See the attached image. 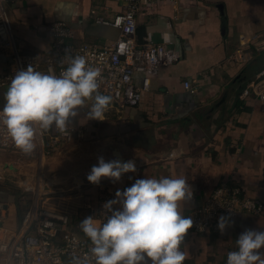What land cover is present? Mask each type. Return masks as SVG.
<instances>
[{"label":"crops","instance_id":"crops-1","mask_svg":"<svg viewBox=\"0 0 264 264\" xmlns=\"http://www.w3.org/2000/svg\"><path fill=\"white\" fill-rule=\"evenodd\" d=\"M7 11L23 53L43 58L51 48L53 22L66 23L77 43L110 45L119 31L97 19H112L122 8L121 0H9ZM137 23L138 40L166 43L181 60L160 69L137 107L111 103L104 121L87 120L88 109H82L72 123L81 135L72 133L42 162L17 163L0 149V176L6 178L0 179L6 193L0 207L8 206L0 209V221L9 230L18 229L28 205L10 188L37 174L48 188L44 206L71 217L73 232L85 238L79 224L97 206L101 190L123 191L137 179L186 177L194 196L185 215L222 181L264 201V97H239L245 82L264 71V0H159L138 14ZM6 61L0 54V67ZM135 84L141 87L142 77ZM8 86L0 89V109ZM99 157L132 160L137 170L119 182L103 178L93 185L87 175ZM232 221L224 235L189 231L184 264H227L242 232L264 231V216L240 213Z\"/></svg>","mask_w":264,"mask_h":264},{"label":"built area","instance_id":"built-area-1","mask_svg":"<svg viewBox=\"0 0 264 264\" xmlns=\"http://www.w3.org/2000/svg\"><path fill=\"white\" fill-rule=\"evenodd\" d=\"M8 1L0 0V54L7 60L0 67V89L10 84L16 71L26 69L30 64L37 71L59 75L68 65L67 57L85 55L91 66L101 69L100 93L110 96L118 107H137L160 69L181 60V54L166 43H157L149 38L138 40V14L159 0H121L122 11L119 14L112 19L98 18V23L119 31L118 39L110 45L77 43L74 31L66 23L53 22L50 25L51 48L43 58L26 55L18 46L9 24ZM138 77H142L141 87L135 84ZM245 83V87L239 89L240 98L264 97V71ZM185 87L192 95L197 94V89L190 82H186ZM231 112L232 106L228 105L225 114L230 115ZM70 131L81 135V131L73 127ZM66 140L55 130L38 133L35 151L25 155L15 147L0 124V149L15 155L17 163L42 162L58 151ZM0 179L6 180L1 176ZM46 188L39 174L18 183L20 203L28 205L17 230H9L0 221V264H71L73 256L82 257L88 252L90 241L73 232L71 217L44 206ZM101 191L97 206L90 208L89 216L105 220L107 213L103 204L115 199V192L108 188ZM229 210L231 217L240 213L264 216V201L248 196L244 186L222 181L207 201L189 214L195 222L190 231L218 233V218L228 215Z\"/></svg>","mask_w":264,"mask_h":264},{"label":"clouds","instance_id":"clouds-1","mask_svg":"<svg viewBox=\"0 0 264 264\" xmlns=\"http://www.w3.org/2000/svg\"><path fill=\"white\" fill-rule=\"evenodd\" d=\"M67 59L59 75L37 71L31 64L16 71L4 92L0 124L25 155L35 151L38 133L55 130L71 139L70 128L82 109H88L87 120H105L112 98L99 91L101 69L91 66L85 55ZM136 170L132 160L99 157L87 180L93 185L103 178L119 182ZM193 196L186 177L137 179L117 190L115 199L103 204L105 220L86 216L80 222L90 247L82 257L73 256L71 264H184L182 245L195 223L184 212ZM233 223L230 210L220 216L221 235ZM236 245L237 250L227 254V264H264V231L246 229Z\"/></svg>","mask_w":264,"mask_h":264},{"label":"rangeland","instance_id":"rangeland-1","mask_svg":"<svg viewBox=\"0 0 264 264\" xmlns=\"http://www.w3.org/2000/svg\"><path fill=\"white\" fill-rule=\"evenodd\" d=\"M4 184H7V183H4ZM8 185H10V184L8 183ZM11 187L12 188H10V190H11L12 194L19 198V196L21 194H20V191H19L18 187H16V185H12Z\"/></svg>","mask_w":264,"mask_h":264},{"label":"trees","instance_id":"trees-1","mask_svg":"<svg viewBox=\"0 0 264 264\" xmlns=\"http://www.w3.org/2000/svg\"><path fill=\"white\" fill-rule=\"evenodd\" d=\"M142 40V39H141ZM5 191H2V188L0 187V197H2L3 195H5Z\"/></svg>","mask_w":264,"mask_h":264},{"label":"water","instance_id":"water-1","mask_svg":"<svg viewBox=\"0 0 264 264\" xmlns=\"http://www.w3.org/2000/svg\"><path fill=\"white\" fill-rule=\"evenodd\" d=\"M7 207H8L7 205H4V206H1L0 209H2V208L7 209Z\"/></svg>","mask_w":264,"mask_h":264}]
</instances>
